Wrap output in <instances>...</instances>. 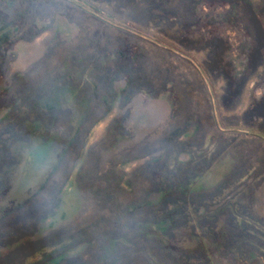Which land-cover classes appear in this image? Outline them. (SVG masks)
<instances>
[{"label": "rangeland", "instance_id": "1", "mask_svg": "<svg viewBox=\"0 0 264 264\" xmlns=\"http://www.w3.org/2000/svg\"><path fill=\"white\" fill-rule=\"evenodd\" d=\"M0 264H264V0H0Z\"/></svg>", "mask_w": 264, "mask_h": 264}]
</instances>
